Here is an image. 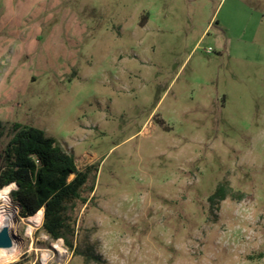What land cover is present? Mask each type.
I'll use <instances>...</instances> for the list:
<instances>
[{"label":"rangeland","instance_id":"rangeland-1","mask_svg":"<svg viewBox=\"0 0 264 264\" xmlns=\"http://www.w3.org/2000/svg\"><path fill=\"white\" fill-rule=\"evenodd\" d=\"M0 119L99 166L0 264H264V0H0Z\"/></svg>","mask_w":264,"mask_h":264},{"label":"trees","instance_id":"trees-1","mask_svg":"<svg viewBox=\"0 0 264 264\" xmlns=\"http://www.w3.org/2000/svg\"><path fill=\"white\" fill-rule=\"evenodd\" d=\"M98 167L80 170L75 156L43 130L0 119V191L16 184L10 195L20 217L31 218L44 210L42 231L54 242L62 240L70 251L76 232L71 213L76 201L87 202L82 191ZM225 199L226 188L220 185L209 202Z\"/></svg>","mask_w":264,"mask_h":264},{"label":"bare ground","instance_id":"bare-ground-1","mask_svg":"<svg viewBox=\"0 0 264 264\" xmlns=\"http://www.w3.org/2000/svg\"><path fill=\"white\" fill-rule=\"evenodd\" d=\"M0 199L3 200V205L0 206V229L7 225L10 226L14 216L17 213V210L11 207L10 198L7 193H0ZM44 215V211L41 210L37 215L31 217L28 221L30 223L38 224L42 221ZM32 231V230H31ZM59 244L55 245V248L62 254L65 255L66 251ZM16 251V245L12 243V247L10 249H1L0 248V262H7L13 258V254ZM59 253V254H60Z\"/></svg>","mask_w":264,"mask_h":264},{"label":"water","instance_id":"water-1","mask_svg":"<svg viewBox=\"0 0 264 264\" xmlns=\"http://www.w3.org/2000/svg\"><path fill=\"white\" fill-rule=\"evenodd\" d=\"M15 188H17V185ZM44 211V210H43ZM12 247V239L9 232V227L5 225L0 229V248L1 249H10Z\"/></svg>","mask_w":264,"mask_h":264}]
</instances>
